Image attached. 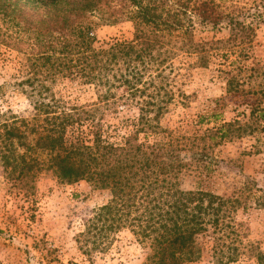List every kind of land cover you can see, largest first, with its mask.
I'll use <instances>...</instances> for the list:
<instances>
[{"label":"trees","instance_id":"16d2710c","mask_svg":"<svg viewBox=\"0 0 264 264\" xmlns=\"http://www.w3.org/2000/svg\"><path fill=\"white\" fill-rule=\"evenodd\" d=\"M94 17L111 26L131 21L133 39L96 46ZM0 18L15 31L8 36L11 41L1 59L5 69L20 62L22 80L17 85H28L34 94L42 95L52 91V83L68 79L94 85L99 93L94 103L69 111L56 102L52 106L35 102L39 112L44 109L43 116L38 114L42 120L38 127L24 120H4L0 111V166L6 179L33 193L36 177L47 169L62 184L86 181L109 190L111 200L98 208L81 235L99 246L98 241L110 233L127 228L149 249L143 264L197 261L201 255L197 236L208 228L213 229L215 241H221L215 243L218 259L227 258L226 264L238 261L242 250L225 242L229 228L225 207L234 202L201 186L216 164L210 146L231 141L236 134L263 131L264 111L253 113L245 126L220 122L203 136H177L155 124L158 115L125 120L117 116L119 123L113 125L107 117L119 115L123 105L131 106V94L111 101L100 88L110 69L115 71L121 64L128 74L115 72L114 79L132 93L142 76L148 75L152 83L161 77L164 70L160 68L169 59L179 54L202 55L205 45L194 40L197 22L212 30L229 29L231 36L224 45L239 46L254 38L253 24L223 13L215 0H0ZM152 71L159 72L153 75ZM9 89V82L0 85V98ZM233 90L230 83L229 91ZM154 104L162 108L158 101ZM211 117L219 121L217 114ZM119 128L124 129L122 136L109 130ZM163 133L166 136L160 140ZM34 134L37 137L31 139ZM112 137L116 140L111 141ZM151 137L157 138L151 142ZM191 172L196 173L199 186L195 191L183 190L181 180ZM3 233L0 229V236ZM218 234L221 238H216ZM246 253L264 264V254L256 248Z\"/></svg>","mask_w":264,"mask_h":264},{"label":"rangeland","instance_id":"374dc122","mask_svg":"<svg viewBox=\"0 0 264 264\" xmlns=\"http://www.w3.org/2000/svg\"><path fill=\"white\" fill-rule=\"evenodd\" d=\"M215 2L223 13L253 24L252 41L240 46L224 45L231 36L229 29L212 30L195 20L194 40L206 47L202 55L179 54L169 59L160 68L164 70L161 77L152 83L148 75L142 76L132 93L120 79H114L115 72H119V76L128 74L126 66L121 64L117 71L110 69L109 78L100 91L109 95L111 101L131 94V106L123 105L119 115L110 113L107 117L113 125L120 119L143 116L152 119L158 115L155 124L164 132L197 137L217 128L220 122L236 121L245 126L251 123L253 113L257 116L264 111V0ZM92 20L97 22L93 31L96 46L104 42L130 41L134 37L135 27L131 21L111 26L101 23L97 17ZM14 33L0 18V85L10 83L9 91L0 98L4 120H24L38 127L42 120L37 117L39 113L43 116L44 109L37 110V101L51 106L56 102L60 109L69 111L73 106H85L97 100L99 93L94 85L73 83L68 79L52 83V91L42 95L34 94L28 85H17L22 80L18 76L20 62L5 69L1 59L8 48L6 44L11 41L8 36ZM158 72L152 71L153 75ZM230 83L233 91H229ZM50 96H54V100ZM157 101L161 109L155 106ZM212 114L219 116L218 122L212 119ZM263 127L264 123L260 130ZM109 130L119 136L124 133L121 128ZM164 136L165 133L161 134L160 140ZM115 138L110 140L115 141ZM156 138L151 137L150 141ZM233 138L210 146L209 154L216 164L201 189L234 202L225 207V224H229L225 229V242L238 246L242 254L238 261L230 264H257L246 252L256 248L264 254V129L241 137L236 134ZM258 150L261 152L257 153ZM195 175L191 172L184 177L180 187L197 190L199 179ZM33 184V193L27 194L6 179L0 166V229L4 232L0 236V264L144 263L149 249L127 228L110 233L107 239L98 241L99 246L89 236L81 235L98 208L111 200L109 190L86 181L62 184L47 169L38 174ZM212 232L213 229L208 228L197 236L200 258L186 264H226L227 258L222 262L217 257L219 251H215V243L221 241H215ZM219 236L221 234L216 238H221Z\"/></svg>","mask_w":264,"mask_h":264}]
</instances>
